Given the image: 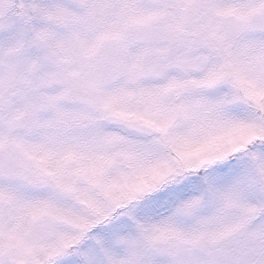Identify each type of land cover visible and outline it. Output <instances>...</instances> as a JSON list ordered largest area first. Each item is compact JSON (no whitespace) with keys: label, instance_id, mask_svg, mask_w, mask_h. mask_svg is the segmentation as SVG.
Here are the masks:
<instances>
[{"label":"snow or ice","instance_id":"snow-or-ice-1","mask_svg":"<svg viewBox=\"0 0 264 264\" xmlns=\"http://www.w3.org/2000/svg\"><path fill=\"white\" fill-rule=\"evenodd\" d=\"M0 264H264V0H0Z\"/></svg>","mask_w":264,"mask_h":264}]
</instances>
